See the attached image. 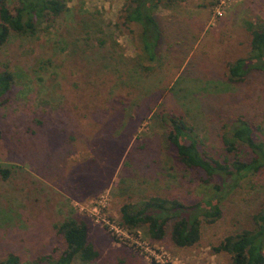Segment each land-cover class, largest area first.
<instances>
[{"label": "rangeland", "instance_id": "1", "mask_svg": "<svg viewBox=\"0 0 264 264\" xmlns=\"http://www.w3.org/2000/svg\"><path fill=\"white\" fill-rule=\"evenodd\" d=\"M64 1L68 10L53 25L0 46V73L13 77L0 99V170L10 171L0 176V260L57 258L65 246L54 227L78 216L99 253L88 264H153L146 248L163 252L168 264H229L212 247L251 227L264 205V172L228 190L221 218L203 223L191 248L175 247L168 235L153 242L142 231L116 240L93 214L123 227L125 202L157 196L191 205L214 196L169 155L162 113L183 117L211 153L221 154V135L238 117L264 139V72L240 83L225 77L228 63L248 55L247 24L264 21V0H234L219 18L216 0L161 5L152 60L141 28L120 20L126 0Z\"/></svg>", "mask_w": 264, "mask_h": 264}, {"label": "trees", "instance_id": "2", "mask_svg": "<svg viewBox=\"0 0 264 264\" xmlns=\"http://www.w3.org/2000/svg\"><path fill=\"white\" fill-rule=\"evenodd\" d=\"M178 1L126 0L122 6L120 20L124 25L133 23L141 28L140 40L150 54L149 60L154 58L162 39L155 12L161 5ZM67 10L64 0H0V46L13 34L34 35L43 22L53 25ZM247 26L251 35L250 50L246 57L228 63L225 77L229 83L244 81L253 70L264 72V21L249 22ZM12 85L11 73L1 72L0 99L11 92ZM159 118L166 128L169 155L184 171L192 173V181L211 186L215 194L191 205L178 198L157 196L138 203L125 202L119 208L120 223L131 234L142 231L153 242L162 241L168 235L175 247L191 248L201 238L202 224H214L221 218L220 201L228 190H233L245 177L264 172V139L258 138V127L238 117L221 135V154L211 153L183 117L162 113ZM9 175V170H0L3 179ZM54 229L64 250L57 258L45 255L33 264H73L75 259L88 264L98 258L99 253L88 239L89 225L82 218L67 217ZM212 252L229 256V264H264V205L251 216V227L225 236L212 247ZM19 261L17 255L9 254L0 264H19Z\"/></svg>", "mask_w": 264, "mask_h": 264}, {"label": "built area", "instance_id": "3", "mask_svg": "<svg viewBox=\"0 0 264 264\" xmlns=\"http://www.w3.org/2000/svg\"><path fill=\"white\" fill-rule=\"evenodd\" d=\"M233 1L234 0H216L215 5H214V16L218 17V18L222 17L226 13L227 9L230 7V5L232 4ZM106 205H107V199L101 201V203L98 207V209H99L98 211L101 212V211L105 210ZM94 210L96 212V209H94ZM93 215L95 216V218H97V221L101 220L102 222H104L107 225V228L109 227V230H112L111 233L113 234L114 239H116V240L120 241L124 237H127L128 233H130L125 228L120 227L113 222H110V220L107 219L106 217H102L99 214H93ZM145 250L147 253H149L151 255L153 264H168V260L164 256L163 252L162 253H156V251H154V250L150 251L149 248L148 249L146 248Z\"/></svg>", "mask_w": 264, "mask_h": 264}, {"label": "crops", "instance_id": "4", "mask_svg": "<svg viewBox=\"0 0 264 264\" xmlns=\"http://www.w3.org/2000/svg\"><path fill=\"white\" fill-rule=\"evenodd\" d=\"M189 23H191L192 22V25L194 26V22L193 21H188ZM196 25V24H195ZM200 25V24H199ZM161 27V26H160ZM191 33H193L192 32V30H191Z\"/></svg>", "mask_w": 264, "mask_h": 264}]
</instances>
